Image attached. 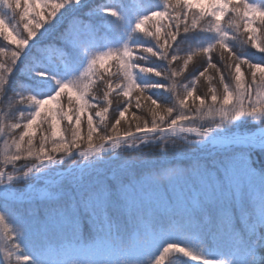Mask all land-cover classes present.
<instances>
[{
  "label": "snow or ice",
  "instance_id": "1",
  "mask_svg": "<svg viewBox=\"0 0 264 264\" xmlns=\"http://www.w3.org/2000/svg\"><path fill=\"white\" fill-rule=\"evenodd\" d=\"M80 3L81 0H0V7L12 13L11 19L0 15V35L15 45L10 54L0 48V98L5 94L9 75L29 46L41 45L37 41L48 20L66 5ZM103 10L113 17L118 15L113 4L105 5ZM17 16L19 21L13 24ZM222 19L227 23H222ZM201 21L207 22V30L218 34L216 42L184 56L169 55L178 35L196 29ZM133 31L152 38L157 48H132L126 44L119 50L97 53L89 59L79 79L59 83L56 91L44 98L24 94L23 86L17 85L20 91L13 97V103L33 104L35 110L23 117L26 121L23 124L0 123V133L22 128L18 136L13 131L11 143L5 140L8 152L0 160V185L11 182L14 175L27 176L38 164L59 162L70 156L71 163L79 166L76 169L79 182L91 177L92 188L82 198L67 202L56 193L42 208L36 204L19 206V226L16 230L5 226L0 238V264H48L47 258L39 253L46 248L52 234H68L75 240L82 237L85 226L108 241V247L100 253L108 258V264H143L141 257L146 258L161 242L166 246L154 258V264H163L169 253H182L199 264H222L169 239L181 231L226 236L236 246L237 264H264V175L257 176L240 155L194 157L178 147L174 157L166 158V145L202 141L213 128L238 117L264 116V91L258 90L264 88V62H251L229 43L235 41L241 48L250 46L264 53V40L258 39L264 33V6L247 0H163L160 10L137 19ZM79 33L66 30L61 39L66 46L77 47ZM214 52L219 55L216 63L212 60ZM143 54L166 59L169 69L156 71L139 65L136 61ZM198 55L207 60L202 62L203 67L190 86L183 87L181 78L198 67L194 65L189 70L190 61ZM32 60L36 62L33 57ZM137 69L170 81L167 86H153L175 92L176 105H162L146 94L145 88L136 83ZM31 70L29 65L28 71ZM36 75L47 74L38 70ZM95 76L100 77L98 83H94ZM201 78L209 83L217 80L222 92L209 87L207 94L198 95L197 82ZM101 86L104 91L98 96ZM65 90L66 104L61 105ZM113 94L117 99L116 108L111 109L114 122L108 118ZM53 102L56 108H46ZM133 106L150 115L151 120L136 112L128 119L126 113ZM93 110L99 119L95 124ZM204 110L211 121L219 122L199 129L178 127L180 122L191 121L193 113L199 115ZM86 112L87 119L82 121ZM61 121L67 122L63 130ZM82 122L87 126L86 135L81 133ZM122 122L127 125L123 134ZM36 129H39L38 146L34 145ZM176 133H195L196 140L185 137L177 143L169 138ZM149 140L160 141L159 151L165 157L141 147ZM85 142L87 148L81 151L80 145ZM216 142L224 147L239 139ZM121 153L132 155L116 163ZM101 154L110 158L104 160ZM29 157L35 160L31 166L24 165L19 173L8 171L9 165L15 169L17 162ZM113 160L115 163L107 171L96 167ZM0 225H6L4 214H0ZM26 228L33 234V242L28 245L20 242ZM97 254L87 253L90 257Z\"/></svg>",
  "mask_w": 264,
  "mask_h": 264
},
{
  "label": "trees",
  "instance_id": "2",
  "mask_svg": "<svg viewBox=\"0 0 264 264\" xmlns=\"http://www.w3.org/2000/svg\"><path fill=\"white\" fill-rule=\"evenodd\" d=\"M249 3L264 4V0H247ZM107 4H113L118 15L116 17L111 16L110 13L105 12L104 6ZM163 0H81L79 5L69 4L62 8L54 18L48 20L47 24L41 30L40 39L37 43L41 45L35 47L30 45L26 50L25 55L21 57L17 65L14 67L13 72L9 75V82L5 90V94L0 98V123L5 125L15 123L19 121L21 124L26 122L23 117L30 116V114L35 110V105L28 103H13V97L20 89L17 85L23 86L24 94L33 95L37 98H44L53 94L59 83L68 82L71 73H81L82 69L85 67L84 62L86 61L87 55L91 52H104L112 50L113 47L116 49L122 48L124 45H128L132 48L139 47H151L156 49L157 45L155 41L146 37L141 33L134 32V25L141 16L147 15L152 11L160 10L162 8ZM37 10L39 11L40 6L37 5ZM50 11V9H49ZM0 15H3L6 19L12 18V13L8 9L0 7ZM43 15V13H42ZM235 19L237 23L240 21L236 17H231ZM19 21V17L13 21V24ZM222 23H227L222 19ZM208 24L206 21H201L200 25L189 32L180 33L175 41L173 47L169 51V55L175 54L178 56H184L195 52L196 50L202 49L204 47L210 46L216 42L218 39V34L207 30ZM22 30V24L20 25ZM66 30H78L80 45L77 47L66 46V42L61 39L62 34ZM242 31V29H241ZM231 35V32H230ZM258 39L264 40V33L258 35ZM230 45L234 47L238 53H242L251 62H264V53L256 52V50L248 47H239L236 45L235 41H229ZM0 48L5 49L7 54H10L15 50V45L10 43V41L5 40L3 35H0ZM33 59L36 62H33ZM5 60L8 59L6 55ZM207 60L206 57L196 56L193 61L189 63V70L193 66H198L193 68L190 72L186 73L181 78V84L183 87H189L190 82L193 77L198 74L200 68L203 67V63ZM212 60L214 63L219 61V55L217 53L212 54ZM139 65L143 67L153 68L156 71H167L169 65L167 60L164 58L158 59L157 57L143 54V58L136 61ZM201 64V65H200ZM31 66L32 70L28 71V66ZM43 71L46 76L36 75V71ZM104 71L103 69H99ZM112 71H115L112 69ZM136 83L139 86L145 88L146 94H148L152 99L156 100L158 103L167 106L176 105V93L168 89L167 87H154L153 85L163 84L167 86L171 84L163 76H156L152 73L141 72L138 69L134 73ZM248 74L246 73V78ZM94 83H98L100 80L99 76L93 77ZM228 82V81H226ZM234 86V81L232 82ZM217 88L219 92H222V87L218 84L217 80H213L211 83L205 81L201 78L197 82V94L203 95L208 93V88ZM264 90V88H261ZM104 91L103 86L99 89L97 95L102 96ZM67 90L61 97V105L66 104ZM18 99V98H17ZM117 99L115 94H113V104L110 107V112L108 118L114 122L112 108H116ZM55 103H51L46 106V108H56ZM219 108V105H216ZM94 111L92 115L94 117V124L99 122V119L94 116ZM119 109L116 111L118 115ZM132 112H136L137 115L144 116L145 119L151 120L150 115L142 113L137 110L134 106L130 107L129 112L126 113V117L131 119ZM175 114V113H174ZM88 113L82 117V121H86ZM193 119L189 122H180L178 126L181 127H193L202 128L204 126L211 125L213 123L219 122L218 120L211 121L207 115V110H204L199 115L193 113ZM66 121L60 122L61 130L64 129ZM264 124V116L260 119L253 117L242 116L231 121H225L221 124L220 128H213L212 133H229V132H239V133H249L255 129L262 127ZM121 134H123V129L127 128V125L122 122L121 124ZM110 128V124H109ZM21 129L10 130L6 129L5 132L0 133V160H3L8 152V147L5 144V140L11 143L13 131L18 136ZM135 131L133 125L132 128ZM37 132V138L34 140V145L38 146V133L39 129L35 130ZM87 126L86 123L82 122L81 133L86 135ZM172 140H177L180 143L183 139L177 138L175 136L169 137ZM160 141L149 140L145 144H142V148H150L145 151L151 152L155 151L158 157H165L164 153L159 151ZM182 150L185 154H191L194 157H209L217 155H240L246 158L249 167L254 171L257 176L264 175V144L255 148L238 147L234 145L221 147L219 145H199L197 143H182L180 146L166 145L167 157L172 158L176 155L178 150ZM87 148V144L82 143L80 145V150L84 151ZM219 149V151H217ZM119 152V149L116 150ZM132 153H121L120 159L116 163H121L131 157ZM104 160H108L110 157L108 154L102 155ZM72 157H65L63 161L57 162L54 165L55 168H66L70 166ZM33 157H29L27 160H21L17 162V168L12 169L8 166V171L13 173L22 172L24 165L30 166L34 163ZM87 163V161H85ZM115 161L109 163L101 162L96 165L97 168H103L107 171L111 164ZM91 177L88 178L84 183L79 182V173L76 169L68 171L66 175L55 183L46 182L45 180H34L31 179L25 186H19L17 184H12L9 186L12 188L4 189L5 192L0 193V214L5 215L6 225H0V238L3 237L4 227H11L16 230L20 224L17 208L21 205L24 207L36 204L38 207H43L52 196L56 193L61 194V198L64 202H67L73 198H82L89 190L92 188ZM14 189V190H13ZM48 194V195H42ZM182 234L186 235L188 233L195 234L199 237L202 243L208 242V239H212V248L209 251H202V256L210 259L217 260L221 255L233 256L235 255L239 259V254L237 252L236 246L231 240L226 236L213 237L206 232L198 231H181ZM9 235H12L9 232ZM105 241L98 233L91 231L85 226L84 233L79 239H72L68 234H57L53 233L51 240L45 245L46 248L40 250L39 254L45 256L48 260V264H70V260H84L86 264H108V258L103 253L104 248L106 249L108 245H104ZM20 242L22 244L28 245L33 242V234L30 228H26L23 235L20 237ZM75 246H88L86 251L96 252L97 255L88 256L87 254L83 256L75 254L72 250H75ZM105 246V247H104ZM164 246L161 245L153 250H151L147 257H141L143 264H154V258L159 255L160 251ZM210 255V257H208ZM176 254L171 253L166 255L163 264H179L176 259ZM2 259V256H0ZM68 262L66 263V261ZM182 264V263H181ZM190 264H199L198 261L190 262Z\"/></svg>",
  "mask_w": 264,
  "mask_h": 264
},
{
  "label": "rangeland",
  "instance_id": "3",
  "mask_svg": "<svg viewBox=\"0 0 264 264\" xmlns=\"http://www.w3.org/2000/svg\"><path fill=\"white\" fill-rule=\"evenodd\" d=\"M253 3V2H252ZM262 6H264V4H262ZM112 50H119L116 49V47H113ZM97 53L100 52H91L87 55L86 61L84 62V68L82 69V72L86 69L87 65H88V61L89 59H91L92 56L96 55ZM81 72V73H82ZM81 73H71L69 80L68 81H74L80 78ZM259 91H264L258 89ZM241 136H244L245 138H241ZM187 138L188 140H196V136L195 133H180L178 135L177 138L183 139V138ZM231 138V139H230ZM237 139H239V142H233V143H229L226 146H230V145H234V146H238V147H246V148H254L258 145H263L264 144V129H258L255 130L253 132L250 133H239V132H229V133H210L208 137L204 138L202 141H198V142H194L197 143L199 145H219L221 146L219 143H217L216 141H220V140H230V141H236ZM118 150V149H117ZM101 155H105V154H101ZM83 159V158H81ZM57 164V162H45L44 164H38L36 165L35 168H33V170L27 175V176H21V175H14V178L11 182L4 184V185H0V193H5L3 190L4 189H8L10 185L12 184H17L19 186H25V184H28L29 181L31 179L34 180H45L46 182H51L52 184L57 182L58 180L62 179L67 171L70 170H74L77 169L79 166L78 165H74V164H70V166L66 167V168H55L54 165ZM31 166V165H30ZM13 172V171H11ZM29 187V186H27ZM27 187L25 186V188L27 189ZM12 188V187H10ZM9 188V189H10ZM14 190V189H13ZM169 239H175L176 241L179 242V245L181 247H187L189 248V251H193L195 252L197 255H201L202 256V251H209L212 248V239H208V242L206 243H202L199 240V237L195 234L192 233H188L186 235L182 234L181 232H177L172 234ZM104 245H108V241H103ZM166 246L165 242H161V244L159 246ZM105 247V246H104ZM75 250H72L75 254L83 256L87 254L86 251L88 249V246H75L74 248ZM105 249V248H104ZM171 253H169L168 255H170ZM176 254V259L179 260L178 263L179 264H190V262H192V259L190 257H185L182 253H175ZM210 257V255L208 256ZM210 259V258H209ZM70 260V264H72L73 261L76 262V264H86L84 263V260L81 258V260ZM68 262V260L66 261V263ZM218 262H222V264H237L238 259L235 255L233 256H225V255H221L218 259Z\"/></svg>",
  "mask_w": 264,
  "mask_h": 264
},
{
  "label": "water",
  "instance_id": "4",
  "mask_svg": "<svg viewBox=\"0 0 264 264\" xmlns=\"http://www.w3.org/2000/svg\"><path fill=\"white\" fill-rule=\"evenodd\" d=\"M231 139V138H230Z\"/></svg>",
  "mask_w": 264,
  "mask_h": 264
}]
</instances>
